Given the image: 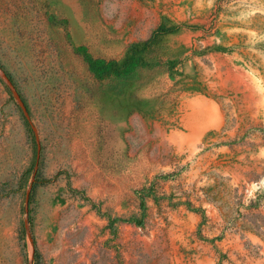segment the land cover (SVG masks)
I'll return each instance as SVG.
<instances>
[{
  "label": "rangeland",
  "instance_id": "obj_1",
  "mask_svg": "<svg viewBox=\"0 0 264 264\" xmlns=\"http://www.w3.org/2000/svg\"><path fill=\"white\" fill-rule=\"evenodd\" d=\"M0 264H264V0H0Z\"/></svg>",
  "mask_w": 264,
  "mask_h": 264
}]
</instances>
